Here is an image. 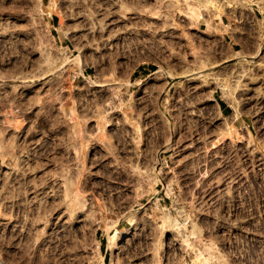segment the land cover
<instances>
[{"label": "rangeland", "instance_id": "obj_1", "mask_svg": "<svg viewBox=\"0 0 264 264\" xmlns=\"http://www.w3.org/2000/svg\"><path fill=\"white\" fill-rule=\"evenodd\" d=\"M101 255L264 264V0H0V264Z\"/></svg>", "mask_w": 264, "mask_h": 264}, {"label": "bare ground", "instance_id": "obj_2", "mask_svg": "<svg viewBox=\"0 0 264 264\" xmlns=\"http://www.w3.org/2000/svg\"><path fill=\"white\" fill-rule=\"evenodd\" d=\"M213 3V1H210V3ZM53 11H55V7H53V6H49V12L50 13H52ZM61 21H63L62 19H61ZM64 25V24H63ZM60 27H61V25H60ZM61 29V31H63V26L61 27V28H59V30ZM260 51V50H259ZM78 59H80L79 57H78ZM77 59V62H79V60ZM158 72V71H157ZM157 72H155L154 73V75L155 74H157ZM92 86L93 87H101L102 85L101 84H99V83H97V82H92ZM225 91H226V89H225ZM168 146V145H167ZM167 148H169V146L167 147ZM159 165H161V163H159ZM161 168V167H160ZM160 168H157L156 170H155V174H156V176L158 177L160 174H161V170H162V168L160 169ZM112 236V235H111ZM118 238V240H119V235L118 234H115V235H113L112 237H111V244H112V248L111 249H113V250H118L119 248H120V241H117L116 239ZM101 257H102V260H101V263H103L104 262V260H105V258H104V255H101Z\"/></svg>", "mask_w": 264, "mask_h": 264}, {"label": "crops", "instance_id": "obj_3", "mask_svg": "<svg viewBox=\"0 0 264 264\" xmlns=\"http://www.w3.org/2000/svg\"><path fill=\"white\" fill-rule=\"evenodd\" d=\"M139 67H140V66H138L137 68L134 69V71H133V73H132V75H131V78H130V80H129L131 83H132L133 77L137 75ZM131 85H132V84H131ZM175 86H176V85L171 86V90H172ZM104 258H105L104 262H103V263H100V264H107V263H108V262H107V255H106Z\"/></svg>", "mask_w": 264, "mask_h": 264}, {"label": "trees", "instance_id": "obj_4", "mask_svg": "<svg viewBox=\"0 0 264 264\" xmlns=\"http://www.w3.org/2000/svg\"><path fill=\"white\" fill-rule=\"evenodd\" d=\"M107 262H108V258H107Z\"/></svg>", "mask_w": 264, "mask_h": 264}]
</instances>
